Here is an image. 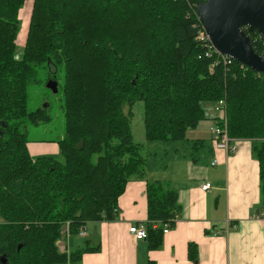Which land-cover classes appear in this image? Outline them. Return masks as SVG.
Returning <instances> with one entry per match:
<instances>
[{
  "label": "trees",
  "instance_id": "1",
  "mask_svg": "<svg viewBox=\"0 0 264 264\" xmlns=\"http://www.w3.org/2000/svg\"><path fill=\"white\" fill-rule=\"evenodd\" d=\"M26 1L0 0V264H83L85 253L101 251L98 235L70 252L61 246L83 224L115 220L130 178H144L126 110L139 100L146 139L171 142L207 119L205 103L223 99L229 135L253 140L264 212V72L226 62L198 38L205 0H33L17 56ZM244 30L264 56V37ZM47 62L64 63L65 134L55 140L58 157H33L21 125L50 117L28 109L29 85ZM146 194L145 240L156 250L181 204L161 180ZM198 252L190 243L189 259Z\"/></svg>",
  "mask_w": 264,
  "mask_h": 264
},
{
  "label": "crops",
  "instance_id": "2",
  "mask_svg": "<svg viewBox=\"0 0 264 264\" xmlns=\"http://www.w3.org/2000/svg\"><path fill=\"white\" fill-rule=\"evenodd\" d=\"M209 106L205 121L216 123V104ZM197 130L201 132L194 141L186 139L175 147L170 163L145 164L144 178H130L119 198L115 220L90 223L86 238L70 234L62 250L81 248L86 239L98 235L101 251L85 253L83 264H148L149 260L157 264H264V212L253 140L235 139L237 149L227 155L215 147L212 130ZM55 140L29 142L31 155L56 154L60 149ZM37 145L50 148L38 150ZM188 146L194 151L191 156L186 151L180 153ZM214 159L218 160L215 166L211 164ZM155 180L168 183L178 192L181 212L175 226L165 233L162 246L149 250L147 240L137 239L130 227L147 220V183ZM207 182L211 187L204 190L202 185ZM192 242L199 250L196 261L188 257Z\"/></svg>",
  "mask_w": 264,
  "mask_h": 264
},
{
  "label": "rangeland",
  "instance_id": "3",
  "mask_svg": "<svg viewBox=\"0 0 264 264\" xmlns=\"http://www.w3.org/2000/svg\"><path fill=\"white\" fill-rule=\"evenodd\" d=\"M33 0H27L25 6L22 9L21 19H23L22 29L19 33L17 40V56H21L26 36L28 33V27L30 23V17L32 13ZM37 79L38 83H32L29 85L28 93V109L29 111H34L39 107H44L47 109L50 115L47 121L40 123H30L24 122L21 125V130L26 132L32 144L35 142H40L39 139L49 140V139H59L65 134V99H64V81H65V68L64 63L59 62L56 65L50 63H44L43 65L37 67ZM53 78L58 84V91L54 92L52 89L47 87V83ZM214 104V103H213ZM206 111H210L209 103H205ZM126 110L131 112V132L134 136V140L137 144L141 146V155L146 159V164L149 167L164 165L166 162L170 163V156L176 154L175 147H179L182 144L180 141L171 142H150L146 139V130L144 124V102L136 101L132 106H126ZM213 122H207L205 120L201 121L198 127L190 129L187 132V140L194 141L196 133L201 132L197 129H202L205 132H210ZM195 130V131H194ZM209 136V135H208ZM188 142V141H187ZM191 145L193 142L190 143ZM51 145V144H50ZM50 145H37L38 150H43L44 148H50L46 146ZM181 146V145H180ZM189 147V146H188ZM165 149L168 153H165ZM186 151L188 156L190 153L194 152L191 147L185 150L181 148V152ZM59 151L56 154H47L49 156L59 155ZM157 155L158 158H155ZM39 157V156H35Z\"/></svg>",
  "mask_w": 264,
  "mask_h": 264
},
{
  "label": "water",
  "instance_id": "4",
  "mask_svg": "<svg viewBox=\"0 0 264 264\" xmlns=\"http://www.w3.org/2000/svg\"><path fill=\"white\" fill-rule=\"evenodd\" d=\"M197 14L217 52L264 72V56L256 53L244 30L248 27L264 37V0H205L198 5ZM47 87L58 91L54 80Z\"/></svg>",
  "mask_w": 264,
  "mask_h": 264
},
{
  "label": "built area",
  "instance_id": "5",
  "mask_svg": "<svg viewBox=\"0 0 264 264\" xmlns=\"http://www.w3.org/2000/svg\"><path fill=\"white\" fill-rule=\"evenodd\" d=\"M198 38L202 41H206L209 42V46L211 48L214 49V47L212 46L209 36L207 34V32L205 31L204 27L203 30L200 32ZM215 50V49H214ZM216 51V50H215ZM222 55V54H221ZM224 60L228 63H230L232 61L233 58L226 56V55H222ZM225 104V101L219 100L216 104V110L219 112V118L216 120V123H214V125L212 126L211 130L212 133L214 135V145L216 148L224 150L226 152L227 155L233 153L236 151L237 149V145L235 144V139L236 138H232L229 135L228 132V121H227V117L225 114V111L223 109V106ZM237 140V139H236ZM234 141V143H233ZM218 160L214 159L211 164L213 166L217 165ZM211 187V184L209 182L205 183L202 185V188L204 190H207ZM104 221H109L108 218L105 216L104 217ZM90 223H86L83 224L78 231V236L82 237V238H86L88 236V233L90 231ZM155 227H157V225H155ZM172 227L169 226L168 224H166L164 226V233H167L170 231ZM130 232L137 238V239H146L147 238V227L146 224L144 222L139 223V224H135L133 226L130 227Z\"/></svg>",
  "mask_w": 264,
  "mask_h": 264
}]
</instances>
